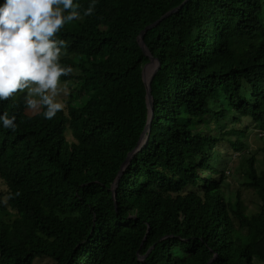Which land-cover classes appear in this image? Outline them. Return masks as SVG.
Returning a JSON list of instances; mask_svg holds the SVG:
<instances>
[{"label": "trees", "instance_id": "16d2710c", "mask_svg": "<svg viewBox=\"0 0 264 264\" xmlns=\"http://www.w3.org/2000/svg\"><path fill=\"white\" fill-rule=\"evenodd\" d=\"M184 1L96 0L57 34L66 107L49 120L23 95L0 102L17 125L0 126V264H264V155L242 166L252 217L218 166L248 124L264 131V0H189L146 31L154 117L113 197L149 120L138 37Z\"/></svg>", "mask_w": 264, "mask_h": 264}, {"label": "clouds", "instance_id": "9594fccd", "mask_svg": "<svg viewBox=\"0 0 264 264\" xmlns=\"http://www.w3.org/2000/svg\"><path fill=\"white\" fill-rule=\"evenodd\" d=\"M96 0L81 11L79 0H0V102L18 92L30 110L43 108L52 119L64 107L61 77L69 67L60 59L66 42L57 34L66 24L90 16ZM16 116L0 113V126L15 132Z\"/></svg>", "mask_w": 264, "mask_h": 264}, {"label": "rangeland", "instance_id": "374dc122", "mask_svg": "<svg viewBox=\"0 0 264 264\" xmlns=\"http://www.w3.org/2000/svg\"><path fill=\"white\" fill-rule=\"evenodd\" d=\"M147 66H145L144 68V78L146 81H149L152 75H150V77L147 79L148 76L146 74ZM60 87L62 91L59 99L64 105L63 108H65L67 103L69 102L70 92L68 85H66L65 83L61 82ZM17 95H23V100L25 101V94L23 92H18ZM39 110L40 109L30 110L27 108V113L35 114ZM247 129L248 130L246 132V135L243 136L242 138L243 145H239L237 150H234L232 147L221 149L219 155L223 159L221 158V161L218 166L222 171L225 172V179L224 182L222 183L223 191L228 196H231L233 200L239 198L244 204V206H246L248 216L252 217L253 215H255L260 211L261 203L255 191L246 185L247 177L243 172L242 166H243L244 158L248 156L250 157L255 156L257 161L256 166L258 170L261 171L263 169L262 159L264 154L262 150L264 148V131L262 127L253 124H248ZM2 188L4 190V186H2ZM232 234L236 239L242 242H246L250 238V233L248 229L242 226H237L233 230ZM48 261L49 260L46 259L38 260V262L41 263Z\"/></svg>", "mask_w": 264, "mask_h": 264}, {"label": "water", "instance_id": "95a60500", "mask_svg": "<svg viewBox=\"0 0 264 264\" xmlns=\"http://www.w3.org/2000/svg\"><path fill=\"white\" fill-rule=\"evenodd\" d=\"M189 0H185L179 7H177L174 10H171L170 12H168L166 15H164L163 17H161L158 21H156L155 23L149 25L146 27V29L141 32L140 36L138 37V42L140 45V48L142 49V51L145 53V55L150 59V62L147 64H151L153 61H156L158 63L157 68L155 69V71L153 72L151 78L149 81H146L145 78L144 82L146 84V88H147V103H148V107H149V120H148V124L147 127L140 139L139 145L137 146V148L128 156L126 162L124 163V165L122 166L119 175L117 176V179L115 181V183L113 184L112 190H113V197L116 200V196H117V187L119 185V181L120 178L122 177L127 165L130 163L131 159L133 158V155L139 151H141V149L147 144L148 140H149V135L148 133L150 132L151 129V122L153 120L154 117V113H153V105H154V97L152 95V89H151V82L154 79V76L156 75V73L158 72L159 68L161 67L160 63L157 61V59H155L153 57V55L151 54V52L149 51V49L147 48L145 42H144V36L147 30L152 29L156 26H158L164 19L170 17L171 15L175 14L176 12H178L180 9H182L184 7V5L188 2ZM146 65V66H147ZM143 77H144V71H143ZM147 135V136H146ZM144 143V144H143ZM144 258V257H143Z\"/></svg>", "mask_w": 264, "mask_h": 264}, {"label": "bare ground", "instance_id": "6f19581e", "mask_svg": "<svg viewBox=\"0 0 264 264\" xmlns=\"http://www.w3.org/2000/svg\"><path fill=\"white\" fill-rule=\"evenodd\" d=\"M150 67V71L149 74L147 76V79L150 77V75H152V72L154 71V69L158 66L156 61H153L151 64L148 65Z\"/></svg>", "mask_w": 264, "mask_h": 264}]
</instances>
